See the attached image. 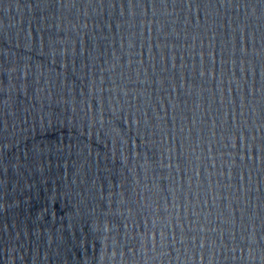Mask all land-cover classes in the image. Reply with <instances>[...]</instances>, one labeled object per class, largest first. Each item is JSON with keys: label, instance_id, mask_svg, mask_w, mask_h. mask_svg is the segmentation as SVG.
Segmentation results:
<instances>
[{"label": "water", "instance_id": "obj_1", "mask_svg": "<svg viewBox=\"0 0 264 264\" xmlns=\"http://www.w3.org/2000/svg\"><path fill=\"white\" fill-rule=\"evenodd\" d=\"M0 264H264V0H0Z\"/></svg>", "mask_w": 264, "mask_h": 264}]
</instances>
